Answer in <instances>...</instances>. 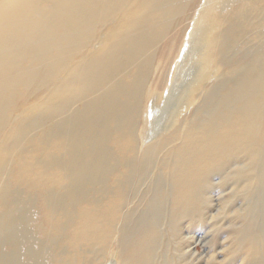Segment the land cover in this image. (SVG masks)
Returning <instances> with one entry per match:
<instances>
[{
    "label": "bare ground",
    "instance_id": "6f19581e",
    "mask_svg": "<svg viewBox=\"0 0 264 264\" xmlns=\"http://www.w3.org/2000/svg\"><path fill=\"white\" fill-rule=\"evenodd\" d=\"M189 1L0 0V240H6L0 250L12 245L19 264L63 257L58 247L44 251L41 242L29 241L23 227L36 221L30 214L23 219L25 210L16 214L22 211L21 204L16 213L1 214L5 205L16 201L8 193L12 184L3 180L14 154L29 172L42 159L54 171L50 179L55 186L41 190L39 185L31 204L38 207V224L56 221L74 227L66 236L65 259H73L80 247L84 251L90 243L84 238L97 231L100 250L95 252L103 253L121 210L137 198L127 195L134 185L139 204L122 219L117 252L123 257L121 264H170L160 250L169 185L165 174H154L163 140L139 151L136 127L139 121L146 122L140 104L156 47ZM250 2L247 9L237 6L228 16L235 2L226 0L216 6V20L195 25L191 38L200 28L208 34L203 43L196 39L186 43L179 65L173 67L176 78L159 117L193 76L185 98L198 99L202 94L203 105H198V123L164 165L175 190L169 212L176 216L186 205L194 207L195 189L211 164H220L228 153L245 152L252 165L248 168L256 167L242 178L251 223L246 229L250 239L244 244L245 260L264 264V50L255 52L250 69L243 67L247 55L231 57L228 52L236 22L264 15V0ZM227 64L231 68L225 76ZM212 66L215 75L219 73L215 82L206 70ZM36 125L40 132L34 130ZM28 135H33L29 140L36 137L38 151L16 153L15 142H26ZM32 184L27 194L35 193L40 183ZM96 196L101 218L90 211L99 207L92 200ZM73 201L70 209L68 203ZM31 204L28 201L27 208ZM35 233L45 238V233ZM0 264L5 263L0 259Z\"/></svg>",
    "mask_w": 264,
    "mask_h": 264
},
{
    "label": "rangeland",
    "instance_id": "374dc122",
    "mask_svg": "<svg viewBox=\"0 0 264 264\" xmlns=\"http://www.w3.org/2000/svg\"><path fill=\"white\" fill-rule=\"evenodd\" d=\"M224 1L226 0L189 1L183 14L174 21L165 38H163L156 47L152 58L151 71L143 87L142 103L140 105H142L141 109H143L142 120L146 122L139 121L137 124L136 138L139 144L137 147L139 151H141V149L151 145L153 141L163 140L162 146L158 152H156L158 155L156 154L157 160L154 174H161L162 176L165 174L163 178H166L165 181H167V185H169L168 187L170 188H168L166 193L168 198L165 203V220L161 229V231L165 233L163 234V242L160 248L163 253H166L165 256L170 264H247L245 260L246 251L244 244L250 239V237L246 236V229L248 230L251 223L246 214L247 198H245L246 194L243 189V177L248 174L249 171L254 173L256 167H254L255 169L252 167V170L249 169L252 165L247 159L245 152L228 153L220 164L214 162L209 166V169H207L206 176L195 189L197 199L196 202L193 201L194 207H192V205V208H189L191 204H188L181 209V212H178L181 216L178 214H176V216L171 215L169 208L175 190L171 187L170 175L166 172L169 171V169L164 170V165L166 166V163H168L170 157L168 154H170L172 149L181 146L189 130L198 123L196 113L199 112L200 107L198 108V105H203V95L199 94L198 99H194V96L191 95L187 99L185 98L189 91L187 87H189V83H191L190 79H193V76L189 79L186 86H183L182 90L180 89L175 92L176 94L168 107H166L164 115H162L161 118L159 117L160 112H162L161 109L164 100L171 91V87H173L172 81L176 75V70H173V67L176 64L179 65L177 62H179L178 59L180 57L182 58L185 53L186 43L189 44V42L194 39H196V42L202 41L203 43V40L208 34L205 28H200L197 29L194 38H191L194 34L192 33L193 28L196 24L199 25V21L209 22L214 19L216 20L214 16L217 14L215 8ZM234 2L232 9L230 8V12H228V16L231 10H235L237 6L245 7L251 3L250 0H234ZM247 8L248 7H245V9ZM262 11L264 12V8ZM257 16L259 17V14ZM236 25L238 28L235 30L232 37H230L229 41V56L238 57L240 55H247V58L245 57L246 59L243 62V67L248 69L253 68L254 56L259 50H264V15H261V17L257 19L248 17L244 21H237ZM214 54L217 55L215 50ZM196 59L197 56L195 57V60ZM162 62L165 64L163 67ZM228 64L227 67H225V76L229 74L227 71L231 68L230 66L233 63L230 65ZM206 70H208V76L212 77L211 80L215 82L216 75L219 74L215 75V67H208ZM221 74H223V72H221L219 76H221ZM222 77L223 76H221V78ZM156 88L158 90H156ZM204 90L205 89H203V92L205 93ZM158 117L159 120H156ZM146 123L149 124L148 127L145 125ZM36 128L37 129L34 130H39L37 125ZM6 131L10 133V127H8ZM37 133L38 131L35 132V134ZM32 136L27 137V140L25 139L26 137L22 139L26 140L24 143L16 141V144H14L16 149L15 152H23L25 149L24 153H35L38 151L36 137L34 136L29 140ZM63 154L64 152L58 154L57 159L60 160ZM10 159L8 164V169L10 168V171L5 173L3 180L5 184H12V188L8 193H13L14 196H16V201H14L13 204L5 205L1 214L5 212V215H8L12 213L11 211L15 212V208H18L17 206L21 204V206H23L22 211L18 210V212L15 213L20 216L25 210L22 216L23 219L28 218L29 214L35 219L36 222L34 225L33 221H31L32 223L30 226L23 227L26 231V237L33 243L41 242L39 248L44 251L47 249L50 251L54 247H58L59 250L57 251H59V255L63 257L55 261L54 256L53 258L51 256L50 259L47 260L48 262H44L43 264H104L105 260L107 264H121L123 257L117 255V252L119 250V231H121L124 226L122 219L124 216L129 215L133 207L139 204V192H137L134 185L129 188L127 195L128 197L136 195L137 198L128 201L129 204L125 205L121 210V218L114 223L112 237L109 243L104 247L103 253L97 254L95 252L100 250V246L97 244L96 240L99 233V231H97L96 234L88 235L84 238L85 242L90 241V243L88 247H85L86 249H84V251H82L84 247H80L78 251L74 253L73 259H71L74 261L73 263L71 260L64 258V250L69 247L66 242V236L71 235L74 227L72 225L68 227L64 224L57 225L56 221H54V224L49 223V225L38 224L39 222L36 220V218H39L38 207H36L35 203L31 204V200L36 198V192L39 190L38 187H40L39 185H41V190L44 188L50 189V187L55 186V182L50 179V176L54 172L52 167L47 163H43L44 159L41 158L42 160L36 165L35 162L33 163V166L37 167V169L34 170L33 167L32 172H29L27 167H21V165H19V162H17L18 158L15 154L12 155ZM79 165L83 166L84 163ZM161 170L164 172H161ZM241 174L244 175L240 176ZM32 183L40 184H38L34 190L35 193L27 194V187L29 185L32 186ZM70 184L71 183H69L68 186ZM92 200H95L94 206H99L98 203H100V199L98 196H96L95 199L92 198ZM28 201H30L31 204L29 208H27ZM74 202L75 201L68 203L70 209L73 207ZM90 211L96 218H101L102 207H95ZM73 220L75 221L76 219ZM35 230L45 233V238L41 240L39 236L35 235ZM257 230L258 229H254V234L258 232ZM5 243V239L0 240V246L3 245L4 247ZM14 251L15 249L12 245H8L6 249L0 250V259L2 262L5 264H19V259L15 257ZM101 254L103 255L102 257ZM38 264L42 263L38 262Z\"/></svg>",
    "mask_w": 264,
    "mask_h": 264
}]
</instances>
